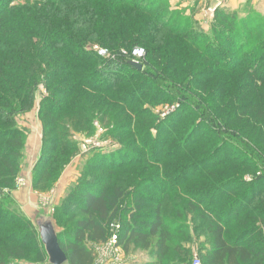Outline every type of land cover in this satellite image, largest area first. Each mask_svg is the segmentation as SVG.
I'll use <instances>...</instances> for the list:
<instances>
[{
	"label": "trees",
	"instance_id": "16d2710c",
	"mask_svg": "<svg viewBox=\"0 0 264 264\" xmlns=\"http://www.w3.org/2000/svg\"><path fill=\"white\" fill-rule=\"evenodd\" d=\"M42 1L44 9L29 2L10 6L14 0H0V174L5 187L15 184L26 145V132L18 128L15 117L34 109L41 82L46 83L49 95L39 107L45 143L34 168L36 188L51 187L54 155L62 150L58 146L73 152L77 149L69 138V128L62 125L65 123L90 132L98 122L126 143L120 153L126 152L128 143L144 153L132 154L118 165L108 162L104 167L110 165L111 175L97 177L99 184L86 183L89 190L78 197L83 200L78 210L86 216L67 234V244L59 233L68 264H94V249L85 240L104 243L114 230L119 231L118 244L126 253L146 250L154 258L150 264H172L175 256H185V247L195 241L211 245L199 254L204 264H264V172L247 152L264 160V73L258 74L248 59L254 53L252 42L263 29L254 32L255 26L242 18L241 27L234 31L237 14L218 9L213 25L219 28L221 17L228 31L224 36L217 30L214 33L220 40L227 38L235 52L230 50L224 61L220 47L204 44L206 34L189 25L194 12L175 21L174 12L156 10V2L167 0ZM122 7L131 14H121ZM64 10L82 15V19L75 16L77 32L56 20ZM163 15L168 16L166 21ZM244 24L248 28H243ZM119 25L127 27L120 30ZM85 30L90 31L86 34ZM161 30H167L163 42L167 47H146V55L140 58L143 68L133 67L128 62L133 59V49L148 45L149 34ZM94 32L101 44L117 51L103 64L96 51L86 48ZM233 35L240 41L233 43ZM36 37L44 47H39ZM125 42H130V49L123 52L120 46ZM253 48L262 51L264 60V39ZM109 73L112 76L106 78ZM190 97L197 98L192 105L195 111L210 113L198 118L213 131L236 138L238 144L233 146L243 159L231 156L237 161L232 168L209 161L219 152L212 151V144L191 140L195 124L189 120L197 117L191 112L182 115L179 123L171 121L173 126L164 130V141L161 139L163 123L155 106L175 100L185 105ZM67 109H76L75 121L73 116L70 122L63 121ZM153 130H157L154 138ZM246 138L254 146H249ZM150 141L153 151L149 154ZM157 146L160 149L155 151ZM116 166L128 169L127 183L115 177ZM249 173L248 181L244 175ZM158 180L167 183L161 186ZM144 187L153 188L158 196L142 190ZM26 219L0 207V264H36L21 262L32 246L36 247V261L50 264L45 247H39L43 244L36 226Z\"/></svg>",
	"mask_w": 264,
	"mask_h": 264
},
{
	"label": "rangeland",
	"instance_id": "374dc122",
	"mask_svg": "<svg viewBox=\"0 0 264 264\" xmlns=\"http://www.w3.org/2000/svg\"><path fill=\"white\" fill-rule=\"evenodd\" d=\"M146 3H149V0H145ZM26 2H29L30 5L33 6H37L39 9H44L45 5L43 4L45 1H35V0H14V2L11 3L10 6H15L16 4L18 5H24L26 4ZM186 3V5H185ZM228 4V0H177V2H172L170 0H167L165 2H156L155 4V8L157 9H166V11L168 12H174L175 16V21H177L180 16L184 15V16H188L185 15L189 14L187 12V9L192 8V12H194V20L192 19L191 24H189L192 28H194L195 30H201L206 34V38H203L204 44L206 43H210L212 46L214 45H218L221 49V56L222 58H224V61L226 57H228V53L231 51L234 52L233 50V46L232 44L227 42V38H222L221 40L219 39L218 35L215 32V30L221 32V34H225L226 31H228L227 27H225V25H223L221 17H218V21L220 22L221 25H217L218 27H214L215 23L213 25V22L215 19H217L216 15V11L218 9L221 8H225L227 7ZM122 10H120L119 12L122 14H131L130 11H128L125 7L121 8ZM56 11V9L54 10ZM209 11V12H208ZM234 11V12H231ZM213 12V13H212ZM228 12V11H226ZM230 13H235L237 14V21L234 24V31L237 30V28L241 27V19L243 18L246 20H249V22L251 23V26H255V31L262 30L263 32H261L259 35V37L255 38V40L252 42V55L248 57V59H250L251 61H253L254 65L257 67V73H264V60L261 58L262 55V51H260V53H258L257 51H255V49L253 48V45H255V42H259L261 40L264 39V12L260 11L259 9H254L252 6H243V9H236V10H229ZM212 13V14H211ZM167 14V13H166ZM61 19H56L54 18V21L56 22V20L58 22H63L69 26L72 27V30L74 32H77V27H74V24L77 22V19L75 18L78 17L80 19H82V15L79 13H76L75 11H71V10H64L62 11V15H61ZM139 16L141 17V19H147V16H145V14H139ZM221 16V14H220ZM56 19V20H55ZM168 19V16H164L162 17L163 21H166ZM241 20V21H240ZM197 21V23H196ZM256 22V23H253ZM253 23V25H252ZM260 24V25H259ZM259 25V27H257ZM140 26V24L134 26V27H138ZM249 25L244 24V26H242L243 28H248ZM123 27V29H125L127 26H123V25H119V29L121 30V28ZM90 30H85L84 33L88 34ZM165 32H167V30H161V32H154L152 34H149L152 36L151 39H149L150 43L144 47H139L141 49H143V57L146 55V47L148 49V47L151 48H157L156 45H162L163 42L166 40V35ZM94 39L91 40V42H89L86 45V48L89 50H94L97 52V54L99 55L97 49L95 48H103L107 51V55L106 56H101V58L104 61H100V63H105V61L109 58L110 54L112 55H117V51L115 48H112L111 46H109V44H101L100 40H98L97 38V34L96 32H94ZM39 37V36H38ZM36 37L35 41H38L39 47H44V45L39 42V38ZM165 38V39H164ZM121 41H123V35L121 34L120 38ZM233 43H237L238 41H240V39L238 37H235L233 35ZM141 42H139L140 44ZM164 46H166L165 44H163ZM128 47V48H127ZM167 47V46H166ZM120 48L123 50V52L127 51L128 49H130V42L127 43H123V45L120 46ZM136 48V49H139ZM171 49L174 50L173 47H170ZM133 49V52L134 50ZM41 52V51H39ZM235 53V52H234ZM233 53V55H234ZM233 55H230V57H234ZM100 56V55H99ZM165 56V55H164ZM233 58V59H234ZM166 59V58H164ZM44 64L48 65V61L43 60ZM37 63V60L34 61ZM177 65H174L173 67L176 68ZM214 66V65H213ZM46 69H48V67H46V65L44 66ZM54 66L49 67V69H52ZM214 69V67H213ZM42 79L46 78V75L43 73L41 75ZM110 76H112V74H106L105 77L109 78ZM162 83L165 84L167 83V81H157V83ZM55 86V85H54ZM263 86V83H261L259 85V87ZM49 95V92L47 91L46 88V83L41 82L37 89H36V93L35 96L37 97L36 99V105L34 107V109H32L30 112H26L29 113V117H25L23 118L24 121H28L30 124V134H35V128H36V122L38 121L39 126H41V149H40V153H39V157L36 161V163L34 164V167L32 168V173H31V178L29 179L28 177H26V175H24L21 171H22V164L24 162L25 156H24V152H25V148L22 154V159H21V163H20V169H19V173L17 174L15 180V184L12 187H5L3 181L4 176L0 174V207H2L3 210H5L7 213L9 211L15 213L16 215H19V217L22 218H27L31 223H33L35 226V222L38 220V218H40L42 215L44 216H50L54 219L56 227H57V231H59V233L61 234L60 240L62 241L63 244H67L68 243V235L69 232H71L70 230L73 228L74 224L76 223V221L78 219H81L83 217H85L86 215H83L82 212L80 210H78V206L82 203V199L78 198L80 196V194L83 191H86L87 188V184L86 183H95L97 182V184L100 183V181L97 180V177L99 176H109L111 175L113 172L110 168V165H108V168H105V164H107L108 162L110 164H116L118 165V163L120 161H127L128 159H130V157H132V154L135 156V154H141L143 155L144 153H141L139 151V149L133 145H130L131 143H128V149L125 150L126 152L120 153L118 150H122L124 148V143L123 141H121L119 138L114 137L112 134H109V129H107L106 127H103L101 124H99L98 122H96L94 125V129H90V132H83L80 129H74L73 127L69 126V125H65L62 124L63 127L65 128H69L68 130V135L69 138L71 140H73V142L75 144H77V149H75V152H73V150L71 148H67V147H62V146H58L59 148L61 147L62 150H60V152L55 156V164L54 166L51 168V187H47L45 190L34 186V184L36 183V173H34V168L37 164V162H39V160L41 159L40 155L42 153V148H43V144L45 143L44 141V126L42 123V120L40 119V112H39V107H40V103L42 99H45V97H47ZM215 96V94H214ZM197 98H193L190 97V99L188 100V102H186L185 105H181L179 101H174L171 103H163V104H157L155 106V113L159 114V118L161 119L162 124V129H161V133H159L161 139L164 141V137L163 135L164 130L171 128V126H173L171 121H175L177 123H179L180 117L182 115H185L187 112H191V114L193 113L194 115H196L197 117L192 118L189 121L194 122L193 125L195 124L194 128H193V132L192 133V139L191 140H195L198 139L199 141H203L206 142L208 144H212V148H215V150L212 151H219L217 154V157H210L209 161H215L217 164V166L220 167L219 163L223 166H227V168H232L234 166V163L237 162L235 161V158L231 159L234 155V157L239 156L238 159H243L242 158V154H240L241 152L235 150L233 145L238 144L237 140L235 137L229 135V134H225L222 132H219V130L217 131H213L212 128H210L203 119L198 118V115L201 116V114L208 115L210 114L209 112H205V111H195L194 110V106L193 103L196 104ZM123 105V104H121ZM184 106V107H182ZM68 111L65 112L64 114V122H70L72 116L74 117V121L76 120V109H67ZM70 112V113H69ZM31 113H35L33 116ZM21 115H25L24 113H20L19 115H17L15 118L16 120H18L20 118ZM37 119V120H36ZM174 122V123H175ZM73 126H75L73 124ZM76 127V126H75ZM117 128V127H116ZM115 128V129H116ZM114 128H112L111 130H113ZM189 131V130H188ZM156 132L157 130H153V138L154 136H156ZM248 132V131H247ZM188 134V132H187ZM163 137V138H162ZM26 138H27V133H26ZM129 137H126V140H128ZM246 140H248L250 142L249 146H254V143L252 141H250V139L246 138ZM26 141V140H25ZM65 141L62 140L60 142V144ZM151 143L152 141H150V150H147L146 153H149L153 151V149L151 148ZM160 149V146H157L156 150ZM152 150V151H151ZM241 150V148H240ZM117 151L119 153H117ZM247 151V150H245ZM243 150V152H245ZM122 152V151H121ZM249 152V156H251L252 159H254L258 164V170L261 172H264V160L260 161L257 154L252 152V151H247ZM122 155H125L124 157ZM156 156V154H155ZM241 156V157H240ZM258 160V161H257ZM153 166V165H152ZM45 165L42 164L41 168H44ZM113 168H117L113 167ZM112 168V169H113ZM128 169H124V170H119L116 169L115 172V177L122 179L121 183L125 184L127 183V179H128V173H127ZM251 174H246L244 175V179L248 180L251 178ZM4 179V180H3ZM159 185H164L167 182L165 180H158L157 182ZM45 185V184H44ZM49 185V184H47ZM30 188L29 190H27L25 193H27L28 195H26L23 192V198L22 200L20 199H16V197H14V191H19L25 188ZM89 190V189H88ZM142 190L144 191H149L152 192V194L157 197L158 194L154 193V189L153 188H143ZM153 190V191H150ZM32 198L33 200V205H28L26 206L25 202H23L25 200V198ZM81 199V200H80ZM75 202V204L73 203ZM62 213H66V214H62ZM26 219V220H27ZM20 229L21 226L23 225V223H20ZM37 228V227H36ZM264 231V225L262 228V232ZM264 233V232H263ZM22 236V235H21ZM1 238V237H0ZM19 236H17L18 240ZM15 240V242H16ZM85 244L90 247L93 248L94 245H92V243L89 240H85ZM40 249H43V245H39ZM45 249V248H44ZM30 255H28L26 258H23V261L21 262H25V263H36L39 264L41 262H37V258H36V247L32 246L31 248V252L28 253ZM68 264V263H67Z\"/></svg>",
	"mask_w": 264,
	"mask_h": 264
},
{
	"label": "crops",
	"instance_id": "0c3cea01",
	"mask_svg": "<svg viewBox=\"0 0 264 264\" xmlns=\"http://www.w3.org/2000/svg\"><path fill=\"white\" fill-rule=\"evenodd\" d=\"M172 2H177V0H170ZM186 5V3H185ZM252 6L254 9H259L260 11L264 12V0H228V4L226 9L227 10H236V9H243V6ZM192 8L187 9L188 13L192 12ZM234 12V11H231ZM194 14V13H193ZM25 115H21L20 118L17 121V126L19 129L25 131L27 133L26 138V145H25V152H24V162L22 164V173L26 175V177L31 178L32 168L34 167V164L36 163L38 159V155L40 153V149L42 146L41 140V126H39L38 121L36 122V128H35V134H30V126L29 122L24 121L23 118L29 117V113H24ZM33 116H35V113H31ZM37 120V119H36ZM29 178V179H30ZM30 188H25L19 191H14V197L16 199H24L23 198V192L25 193ZM28 195L27 193H25ZM25 202L26 206L33 205L32 198H25L23 201ZM204 241L203 238L200 239V242ZM202 242L199 245V242L190 244L189 246L185 247L187 252L185 253V256H181L177 254L175 256V259L172 262V264H191V260L194 258L195 255H199L200 253L204 254L206 253V250L211 246L210 243ZM123 250V257L125 259V262L123 264H150L154 258L151 257L150 253L148 251H144L141 248L132 249L130 253H126ZM227 264V263H226Z\"/></svg>",
	"mask_w": 264,
	"mask_h": 264
},
{
	"label": "built area",
	"instance_id": "2783aa9c",
	"mask_svg": "<svg viewBox=\"0 0 264 264\" xmlns=\"http://www.w3.org/2000/svg\"><path fill=\"white\" fill-rule=\"evenodd\" d=\"M95 49H97L100 56L104 57L107 55V51L105 49L103 48H95ZM143 51L144 50L141 48L134 50V52H132L133 55L132 60L139 62L140 58H143ZM114 227L120 228V225L115 224ZM118 239H119V231L114 230L112 235L106 242L99 244H92L94 245L93 249L95 253L94 264H123L125 262V259L123 257V250L122 247L118 244ZM191 264H204V263L199 255H195L191 261Z\"/></svg>",
	"mask_w": 264,
	"mask_h": 264
},
{
	"label": "water",
	"instance_id": "95a60500",
	"mask_svg": "<svg viewBox=\"0 0 264 264\" xmlns=\"http://www.w3.org/2000/svg\"><path fill=\"white\" fill-rule=\"evenodd\" d=\"M128 62L137 69H142L144 66L140 61L137 62L131 59ZM35 224L42 244L45 247L48 262L50 264H67V254L60 245L59 231H57L54 219L50 216L42 215Z\"/></svg>",
	"mask_w": 264,
	"mask_h": 264
}]
</instances>
